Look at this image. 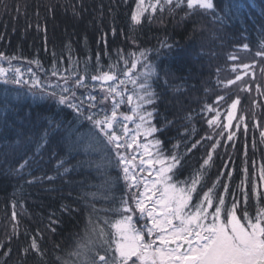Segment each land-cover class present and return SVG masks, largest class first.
Instances as JSON below:
<instances>
[{"label":"trees","instance_id":"trees-1","mask_svg":"<svg viewBox=\"0 0 264 264\" xmlns=\"http://www.w3.org/2000/svg\"><path fill=\"white\" fill-rule=\"evenodd\" d=\"M144 3L148 6L155 0ZM213 3L214 16L203 14V10L188 18V10L170 15L166 6L162 12L159 7L155 12L149 8L141 24L134 25L131 14L137 0H0V53L16 57L11 61L13 66L27 71L31 68L41 81L70 73L75 78V66L87 85L79 89L78 95H82L96 89L97 81L91 77L98 74L97 58L105 71L115 63L114 72L123 79V72L130 68L129 53L138 55V50H147L159 77L153 83L156 104L145 107L155 111L151 125L161 131L145 136L141 130L143 142L149 144L154 156L157 149L153 141L159 139L165 157L173 151L183 157L179 180L190 183L197 170L203 173L193 203L197 193L202 198L213 184L214 195H224L222 185L228 184L225 207L231 208L235 199L236 215L246 223L245 211L254 217L258 209H264V199H257L251 191L255 184L257 192L264 193V179L260 178L264 166V141L260 138L264 131V65L261 86L245 89L242 94L226 91L233 85L224 74L231 65L242 70L245 63L239 61L241 55L249 56L256 67V52L264 42V0ZM165 42L171 50L161 47ZM117 50L129 60L128 67L118 59ZM0 64L9 67L7 60H0ZM54 67L59 70L57 76L52 75ZM143 71L138 64L132 78ZM125 87L127 95L133 94L132 84ZM31 88L5 84L0 78V264H81V258L71 253L78 244L88 245L89 239H96L93 228H103L106 238H112L114 229L110 225L120 217L110 209L126 196L122 170L114 160L108 162L111 152L87 148L86 141L77 144L75 135L69 137V126L87 134V121L78 123L71 109L58 105L53 98L41 99L38 90ZM237 99L240 102L232 126L226 127L231 104ZM135 103L134 99L128 111L133 112ZM50 120L62 126L49 129ZM209 120L214 122L212 126ZM45 130H49V142L35 158L38 163L18 174L16 169L33 155ZM229 133L233 134L231 141ZM217 141L219 145L213 151ZM209 153L211 167L203 166ZM61 160L64 165L58 168ZM227 172L232 173L231 179L224 175ZM33 177L43 179L27 183ZM241 181H246L243 191L249 193L247 202ZM216 203L214 199L213 205ZM208 211H214V207ZM33 239L39 252L30 248ZM90 247L105 254L99 242ZM89 256L98 259L91 252Z\"/></svg>","mask_w":264,"mask_h":264},{"label":"snow or ice","instance_id":"snow-or-ice-1","mask_svg":"<svg viewBox=\"0 0 264 264\" xmlns=\"http://www.w3.org/2000/svg\"><path fill=\"white\" fill-rule=\"evenodd\" d=\"M166 6L170 15L177 10H188L185 11V18L195 15L197 10H203V14L206 15H215L213 0H155V3L148 6H145L144 0H137L136 9L131 14V21L134 25H140L141 18L149 11V8L155 12L159 7L162 12ZM161 47L171 50L172 46L165 42ZM248 47L247 44L244 45L245 49ZM256 55L264 58V42ZM129 56L132 57L130 68L123 72V79H120L119 75L114 72L115 63H110L108 70L105 71L97 58L96 71L98 74L93 75L91 79L105 83L118 81V83L107 87L106 94L100 101L103 103L109 98L112 99L110 115L104 109L97 110V97L91 91L77 95V89H86L87 85L75 66L72 69V72H76L75 78L70 73L68 76H60L56 83L48 81L44 84L40 82L35 73H32L31 68L28 69L32 77L30 91L36 89L41 99L53 98L58 105L71 109L75 114L74 119L78 123L87 121L90 125V131L87 134L79 133L78 128L69 126L66 129L69 137L75 135L77 144L86 141L87 148L98 147L111 152L113 155L108 162L111 163L114 160L116 166L122 170V179L126 186V196H122L116 206L110 209L120 217L110 225L114 229L111 240L106 238L103 228L96 226L92 229L96 239H89L88 245L78 244L77 250L71 255L80 257L81 264H264V209H258L254 217H250L245 211L244 220L246 223H242L236 215L237 201L235 199L231 208L225 207V196L230 194L228 184L222 185L224 195L215 196L216 184H213L212 188L203 193L202 198L197 193L196 202L193 203V193L197 191V184L200 183L199 177L203 173L197 170L190 183L188 180L181 181L179 180L183 171L181 155L173 151L171 155L165 157L161 141L154 139L153 146L157 152L153 158L149 152V144L137 143V137L142 128L145 136L161 131L151 125L155 111H149L145 107L156 104L157 93L153 88V83L158 81L159 74L155 65L150 61L147 50H138V55L133 52L129 53ZM117 57L123 59L125 67H128L129 60L123 57L120 50H117ZM231 58L235 59V57ZM13 59L16 57H5L0 53V60H7L9 65L8 68L0 66V78L5 84H28L29 81L23 80L24 73L21 69L12 65ZM35 63L38 67L40 66L38 60ZM138 64L144 68V71L136 78H132V70H135ZM84 70L85 72L88 70L87 61H85ZM8 72H11L12 75L8 76ZM58 74L59 70L54 67L52 75L57 76ZM237 79L240 77L237 76ZM128 83L133 85L134 91L133 94L127 95V103L132 104L134 99L136 103L132 109L133 115H122L121 119L118 118L117 109L120 104L125 102L126 95V88L121 90V86ZM33 95H37V92L33 91ZM239 102L237 99L231 104L226 127L232 126L235 109ZM205 110H208L207 107ZM133 116L139 120V123L136 124L135 134L129 132L126 123L128 121L135 123ZM208 123L212 126L214 122L209 120ZM61 126L60 123L49 121V129H59ZM117 126L121 130L119 134ZM236 127L239 128V125ZM245 131H247V127H245ZM129 136L130 139H128ZM260 138L261 141H264V131L261 132ZM232 139L233 134L229 133L228 140ZM48 142L49 130H45L39 137V141L36 142L33 155L27 156L16 172L23 175L33 163H38L35 158L40 155L41 150ZM134 144L137 148L142 147L144 154L149 156L148 165H160L158 169H155V179L142 180L134 171H131L132 161L135 157L130 159L122 149H132ZM218 145L219 141L212 145L213 151ZM176 147L174 146V149ZM192 147L195 148L196 144H193ZM211 161L212 154L209 153L203 160V166L211 167ZM144 164L145 161L141 158L140 165ZM63 165L64 161L61 160L57 167L61 168ZM140 170L145 171L146 169L141 167ZM65 171L68 170L65 169ZM244 173L247 178V168L244 169ZM27 174L31 175V172L29 171ZM148 175L151 176L152 172L149 171ZM224 175L231 179L232 173L227 172ZM260 178L264 179V166L260 169ZM41 179L43 177H33L27 183H35ZM47 179L51 180L53 177ZM245 182L241 181L240 187L245 202H247L249 193L243 191ZM203 187L204 185L201 184V191H203ZM251 191L257 199H264V193H258L255 184L252 185ZM89 195L96 197L97 194L90 193ZM214 199L217 201L215 206L213 205ZM129 200L135 204V209L129 207ZM213 207L214 211L209 212L208 209ZM134 211L139 213L137 220L145 219L150 221V224L146 222L141 227H136L131 214ZM96 242L105 248V254L101 255L90 247ZM30 248L39 252V245L35 239H33ZM24 251L27 254L28 249ZM89 252L98 259L91 258Z\"/></svg>","mask_w":264,"mask_h":264},{"label":"rangeland","instance_id":"rangeland-1","mask_svg":"<svg viewBox=\"0 0 264 264\" xmlns=\"http://www.w3.org/2000/svg\"><path fill=\"white\" fill-rule=\"evenodd\" d=\"M257 61H255V65L256 67H254V63L250 62V57L246 56V55H241L239 56V61L244 62L245 64L242 65V70H235L237 67L236 65L234 66H230V71L225 72L224 74V79L225 80H230L231 83L230 85H233V87H227L226 91H233L234 94H242V91L245 89H249L250 87H259L261 86V80L263 79V73H262V68L264 65V59L261 58L260 56L256 57ZM250 65H249V64ZM1 65V64H0ZM247 65V67H245ZM2 66V65H1ZM258 66V67H257ZM6 68V67H5ZM21 71L24 73L23 75V80L25 81H29L28 84H24L21 83L19 85H23V86H28V87H32V77H31V73H29L27 70H22V68H20ZM35 73V72H32ZM7 75H12L11 72H8ZM36 75V74H35ZM250 75V76H248ZM237 76L240 77V79H237ZM36 77L40 80V82L42 84L51 81L52 83H56L57 80H59L60 78H51V79H43L41 81V79L36 75ZM237 82V83H236ZM61 83H63V81H61ZM118 83V81H108V82H102V81H97V86L95 87L96 89H94L92 91V93L97 97V102H98V108L99 109H104L107 113H109V115L111 114V105H112V99L109 98L108 100L103 101V103H100V101L103 100V97L105 96V90L107 89L108 86L113 85ZM235 85V86H234ZM126 87L125 86H121V90H124ZM80 88L77 89V95ZM249 93L251 94L253 92V90H248ZM252 91V92H251ZM223 92V91H222ZM224 94H227L226 92H223ZM126 95H127V90H126ZM229 95V94H228ZM117 99H119V97H117ZM55 100V99H54ZM125 102L120 104L119 108L117 109V111H119L118 113V118L122 119V115H133V112L128 111L131 110V105L129 103H127V100L124 97ZM98 110V109H97ZM125 110V111H123ZM235 116V113H234ZM234 118V117H233ZM137 117L133 116V120L136 121L135 123H133L132 121H128L127 123V127L130 133L135 134L136 131V124L139 123ZM143 130V128L141 129ZM141 130H140V135L137 137V143L138 144H146L143 142V138H141L142 134H141ZM117 131L118 134L120 133V127L117 126ZM131 137L129 136L128 139H130ZM122 151L125 152V154L131 159V157H135V159L132 161V166H131V171H134L136 173V175L141 178L142 180H153L156 178V172L155 169H158L160 167L159 164L156 165H148L147 164V160L149 159V156L147 154H144L143 152V148H137L136 145H133L132 149H127V150H123ZM149 152L152 154L151 149L149 148ZM153 158L155 157L152 154ZM141 158L144 159L145 164L144 165H140V160ZM167 162V161H166ZM141 167H143L144 169H146L145 171H141ZM149 171L152 172V175L149 176L148 173ZM142 190V189H141ZM129 207L135 209V204L130 200V204ZM133 215V222L136 224V227H141L142 225H144L146 222L150 224V221H146L145 219H139L137 220V217L139 215L138 211H134L133 213H131ZM223 219V218H222ZM147 239V237H146Z\"/></svg>","mask_w":264,"mask_h":264}]
</instances>
